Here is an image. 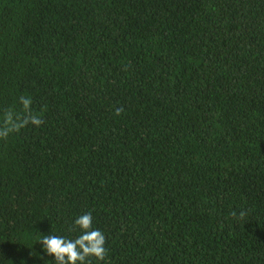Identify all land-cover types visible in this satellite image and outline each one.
I'll use <instances>...</instances> for the list:
<instances>
[{"label": "trees", "instance_id": "trees-1", "mask_svg": "<svg viewBox=\"0 0 264 264\" xmlns=\"http://www.w3.org/2000/svg\"><path fill=\"white\" fill-rule=\"evenodd\" d=\"M5 132L0 264H264V0H0Z\"/></svg>", "mask_w": 264, "mask_h": 264}, {"label": "clouds", "instance_id": "clouds-1", "mask_svg": "<svg viewBox=\"0 0 264 264\" xmlns=\"http://www.w3.org/2000/svg\"><path fill=\"white\" fill-rule=\"evenodd\" d=\"M33 123L38 125L41 121L33 118ZM72 228L79 232L74 238L55 234L40 237L37 242L41 244V252L51 256L56 264H90V257L97 261L104 260L107 253L105 236L99 228L93 227L92 213L85 212L74 217Z\"/></svg>", "mask_w": 264, "mask_h": 264}]
</instances>
